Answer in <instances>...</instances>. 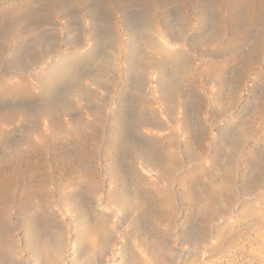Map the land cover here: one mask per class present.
<instances>
[{
    "label": "rangeland",
    "instance_id": "obj_1",
    "mask_svg": "<svg viewBox=\"0 0 264 264\" xmlns=\"http://www.w3.org/2000/svg\"><path fill=\"white\" fill-rule=\"evenodd\" d=\"M113 1L0 0V264H264V0Z\"/></svg>",
    "mask_w": 264,
    "mask_h": 264
},
{
    "label": "bare ground",
    "instance_id": "obj_2",
    "mask_svg": "<svg viewBox=\"0 0 264 264\" xmlns=\"http://www.w3.org/2000/svg\"><path fill=\"white\" fill-rule=\"evenodd\" d=\"M45 1H46V0H44V2H45ZM47 1H50V2H52V3H55V2H57L58 0H47ZM112 1H113V0H112ZM119 1H120V0H119ZM135 1H143V0H135ZM109 2H110V1H109ZM113 2H114V1H113ZM113 2H112V3H113ZM129 2H130V1H129ZM130 5H131V4H130ZM118 6H119V5H118ZM126 6H127V5H126ZM109 8H111V7H109ZM228 8H229V7H228ZM87 10H88V9H87ZM130 10H131V9H130ZM263 10H264V9H263ZM54 11H55V10H54ZM56 11H57V10H56ZM62 11H63V10H62ZM111 12H112V11H111ZM68 13H70V12H68ZM88 13H89V11H87L86 14L88 15ZM104 13H105V12H104ZM107 13H108V11H107ZM148 13H149V12H148ZM173 13H174V12H173ZM17 14L19 15L20 13H17ZM97 14H100V13L98 12ZM111 14H112V13H111ZM120 14H121V13H120ZM125 14H126V13H125ZM127 14H128V13H127ZM100 15H101V14H100ZM140 15H141V14H140ZM143 15L147 17V15H145V14H143ZM153 15H154V14H153ZM65 16H66V15H65ZM88 16H89V15H88ZM91 16H92V15H91ZM102 16H103V15H102ZM109 16H110V15H109ZM122 16H123V15H122ZM134 16H135V14H134ZM16 17H17V16H16ZM18 17H19V16H18ZM59 17H60V16H59ZM74 17H75V16H74ZM89 17H90V16H89ZM96 17H97V16H96ZM99 17H100V16H99ZM104 17H105V16H104ZM112 17H113V16H112ZM112 17H111V18H112ZM115 17H116V16H115ZM218 17H219V16H218ZM71 18H72V17H71ZM86 18H87V17H86ZM108 18H109V17H108ZM121 18H122V17H121ZM121 18H119V19H121ZM128 18H129V17H128ZM128 18H126V19H128ZM134 18H135V17H134ZM136 18H137V17H136ZM152 18H153V17H152ZM7 19H9V18H7ZM22 19H23V18H22ZM49 19H50V18H49ZM49 19H48V20H49ZM64 19H65V18H64ZM90 19H91V18H90ZM104 19H105V18H104ZM112 19H113V18H112ZM117 19H118V18H117ZM129 19H130V18H129ZM145 19H146V18H145ZM147 19H148V18H147ZM203 19H204V18H203ZM18 20H19V19H18ZM67 20H68V19H67ZM69 20H71V19H69ZM72 20H73V18H72ZM88 20H89V19H88ZM114 20H115V19H114ZM132 20H133V19H132ZM158 20H159V19H158ZM158 20H157V21H158ZM93 21H94V20H93ZM111 21H113V20H111ZM116 21H117V20H116ZM118 21H119V20H118ZM118 21H117V22H118ZM127 21H128V20H127ZM127 21H126V22H127ZM210 21H211V20H210ZM70 22H72V21H70ZM70 22H69V23H70ZM113 22H114V21H113ZM120 22H122V21H120ZM123 22H124V21H123ZM123 22H122V24H123ZM131 22H132V21H131ZM159 22H160V21H159ZM241 22H242V21H241ZM258 22H259V21H258ZM66 23H67V22H66ZM91 23H92V21H91ZM114 23H115V22H114ZM215 23H216V22H215ZM28 24H29V23H28ZM92 24H93V23H92ZM122 24H121V25H122ZM126 24H127V23H126ZM66 25H67V24H66ZM89 25H90V24H89ZM93 25H94V24H93ZM95 25H96V24H95ZM95 25L93 26V29H92V30H94V29L96 28L97 25H96V26H95ZM118 25H119V24H118ZM121 25H120V26H121ZM128 26H129V25H128ZM13 27H16V26H13ZM26 27H28V26L26 25ZM74 27H75V26H74ZM91 27H92V26H91ZM104 27H105V26H104ZM104 27H103V28H104ZM113 27H114V26H113ZM116 27H117V26H116ZM121 27H122V26H121ZM121 27H120V28H121ZM248 27H249V26H248ZM60 28H61V27H60ZM60 28H59V30H60ZM67 28H68V27H67ZM67 28H66V29H67ZM70 28H71V27H70ZM98 28H99V27H98ZM100 28H102V27L100 26ZM118 28H119V27H118ZM186 28H187V27H186ZM17 29H18V28H17ZM63 29H64V28H63ZM252 29H253V28H252ZM257 29H258V27H257ZM10 30H11V29H10ZM67 30H68V29H67ZM96 30H98V29H96ZM104 30H105V28H104ZM121 30H125V28H123V29H121ZM210 30H211V28H210ZM41 31H42V30H39L38 32H41ZM94 31H95V30H94ZM100 31H101V30H100ZM110 31H111V30H110ZM130 31L132 32V30H130ZM130 31H129V32H130ZM131 32H130V34H131ZM97 33H99V31L96 32V34H97ZM107 33H108V32H107ZM127 33H128V32H127ZM163 33H164V32H163ZM188 33H189V32H188ZM188 33H187V34H188ZM0 34H1V33H0ZM20 34H21V33H20ZM37 34H38V33H37ZM39 34H40V33H39ZM43 34H44V33H43ZM86 34H87V33H86ZM100 34H101V33H100ZM110 34H112V33H110ZM125 34H126V33H125ZM148 34H149V33H148ZM165 34H167V33H165ZM165 34H164V35H165ZM97 35H98V34H97ZM116 35H117V34H116ZM122 35H123V34H122ZM126 35H127V34H126ZM46 36H47V35H46ZM46 36H45V37H46ZM103 36H104V35H103ZM45 37H44V38H45ZM108 37H110V36H108ZM199 37H200V36H199ZM110 38H112V37H110ZM163 38H164V37H163ZM165 38H166V37H165ZM170 38H171V37H170ZM183 38H184V37H183ZM33 39H34V38H33ZM95 39H96V38H95ZM97 39H98V38H97ZM97 39H96V40H97ZM209 39H210V38H209ZM48 40H49V39H48ZM50 40H51V39H50ZM82 40H83V39H82ZM124 40H125V39H124ZM144 40H145V39H144ZM164 40H165V39H164ZM203 40H204V39H203ZM205 40H206V39H205ZM115 41L117 42L116 38H115L114 42H113V41H111V42H113V43L115 44ZM63 42H64V41H63ZM165 42H166L165 45H167V44H169V43L171 42V40H169V41H165ZM237 42H238V41H237ZM29 43H30V42H29ZM99 43H100V42H99ZM109 43H110V42H108V44H109ZM113 43H112V44H113ZM174 43H175V42L173 41V44H174ZM249 43H250V42H249ZM112 44L110 43V45H112ZM116 44H118V42H117ZM116 44H115V45H116ZM101 45H103V44H101ZM163 45H164V44H163ZM242 45H243V44H242ZM113 46H114V45H113ZM119 47H120V45H119ZM121 47H122V46H121ZM101 48H102V47H101ZM169 48H170V47H169ZM234 48H235V47H234ZM254 48H255V47H254ZM256 48H257V47H256ZM254 53H255V52H254ZM143 54H144V53H143ZM10 55H11V54H10ZM15 57H16V56H15ZM130 57H131V55H130ZM130 57H129V58H130ZM237 57H238V56H237ZM114 58H115V57H114ZM235 58H236V57H235ZM130 60H131V59H129V61H130ZM189 60H190V59H189ZM230 60H231V59H230ZM238 60H239V59H238ZM12 61H13V60H12ZM224 61H225V60H224ZM227 61H228V60H227ZM120 62H121V61H120ZM118 63H119V62H118ZM253 63H255V62H253ZM117 65H118V64H117ZM102 66H103V65H102ZM102 66H101V67H102ZM177 66H178V65H177ZM50 67H51V66H50ZM52 67H53V66H52ZM59 67H60V66H59ZM106 68H107V67H106ZM189 68H190V67H189ZM100 69H101V68H100ZM157 69H158V68H157ZM116 70H117V69H116ZM155 70H156V69H155ZM170 70H171V69H170ZM107 71H108V69H107ZM171 72H172V71H171ZM234 72H235V71H234ZM169 73H170V72H169ZM55 74H56V73H55ZM103 74H104V73H103ZM243 78H244V77H243ZM150 79H151V78H150ZM149 81H150V80H149ZM231 81H232V80H231ZM101 83H102V82H101ZM46 85H47V84H46ZM170 86H171V85H170ZM36 87H37V86H36ZM152 87H153V86H152ZM76 89H77V88H76ZM185 90H186V88H185ZM227 90H228V89H227ZM150 91H151V90H150ZM150 91H149V92H150ZM177 91H178V90H177ZM154 92H155V90L152 89V93H154ZM150 94H151V93H150ZM166 94H167V93H166ZM53 96H54V95H53ZM178 98H179V96H178ZM232 99H233V98H232ZM177 100H178V99H177ZM172 106H173V105H172ZM229 106H230V105H229ZM5 108H6V107H5ZM117 108H118V107H117ZM120 108H121V107H120ZM181 108H182V107H181ZM115 109H116V108H115ZM118 109H119V108H118ZM120 111H121V110H120ZM120 111H119V112H120ZM117 112H118V111H117ZM125 112H126V110H125ZM185 112H186V111H185ZM226 112H227V111H226ZM120 113H122V112H120ZM117 115H118V114H117ZM121 115H123V114H121ZM124 115H127V114H124ZM167 116H168V115H167ZM120 117L122 118V116H120ZM8 118H9V117H8ZM8 118H7V119H8ZM112 118H113V117H112ZM112 118H111V119H112ZM125 118H126V117H125ZM125 118H124V119H125ZM188 118H189V117H188ZM117 119H118V118H117ZM122 119H123V118H122ZM132 119H133V118H132ZM176 120H177V118H176ZM41 121H42V120H41ZM121 121H122V120H121ZM123 121H124V120H123ZM123 121H122V122H123ZM177 121H178V120H177ZM7 122H8V121H7ZM80 122H81V121H80ZM94 122H95V121H94ZM126 122H128V121H126ZM8 123H9V122H8ZM43 123H44V122H43ZM90 123H91V122L88 121V123L85 124V125H86V126H87L88 124L90 125ZM93 124H94V123H93ZM127 124H128V123H127ZM179 124H180V123H179ZM170 125H171V124H170ZM59 126H60V125H59ZM175 126H176V125H175ZM61 127H62V126H61ZM89 127H90V126H89ZM89 127H88L87 130H89ZM91 127H93V126L91 125ZM64 128H65V127H64ZM83 128H85V127H83ZM83 128H82V129H83ZM60 129H61V128H60ZM62 129H63V128H62ZM78 129H79V127H78ZM146 129H147V128H146ZM175 129H176V128H175ZM90 130H91V129H90ZM170 130H172V129H170ZM239 130H240V129H239ZM81 131H82V130H81ZM172 132H173V131H172ZM86 133H87V131H86ZM179 133H180V132H179ZM77 134H78V133H77ZM79 134H81V133H79ZM88 134H89V133H88ZM79 137H80V136H79ZM81 138H82V137H81ZM173 138H174V137H173ZM81 140H82V139H81ZM169 140H170V139H169ZM179 140H180V139H179ZM132 142H133V141H132ZM81 143H82V141H81ZM113 143H114V142H113ZM120 143H121V142H120ZM182 143H183V142H182ZM192 143H193V142H192ZM200 144H201V143H200ZM117 145H118V144H117ZM136 146H137V145H136ZM115 147H116V146H115ZM199 147H200V146H199ZM228 147H229V145H228ZM116 148H117V147H116ZM135 148L138 149V147H135ZM10 149H12V148H10ZM20 149H21V148H20ZM81 149H82V147H81ZM120 149H121V148H120ZM174 149H175V148H174ZM17 150H19V149L17 148ZM117 150H118V149H117ZM1 151H2V150H1ZM20 151H22V150H20ZM113 151H114V149H113ZM142 151H143V149H142ZM119 152H120V151H119ZM122 152H123V151H122V149H121V153H122ZM143 152H144V151H143ZM183 152H184V151H183ZM7 153H8V152H7ZM10 153H12V155H13V153H14L13 150H12V152H11V150H10ZM15 153H16V152H15ZM17 153H18V152H17ZM17 153H16V154H17ZM19 153H20V152H19ZM77 153L80 154L79 151H78ZM81 153H82V151H81ZM109 153H111V152H109ZM109 153H108V154H109ZM121 153H120V154H121ZM138 153H139V152H138ZM144 153H145V156H144V154L142 153V154H143V157H144V158L146 157V159L149 160V162H146L147 165H145V167L150 166V169H146V170H147L146 172L151 171V170H157V171H159L160 174H163L164 176H166V175H168V173H169L170 171H172V170H169L171 166H170L169 164L167 165V163L169 162V160L166 161V159H168V158H167L168 156H166V157H162V155H161V156L159 155L160 157H158V155H157V156L155 155V156H156V157H155L152 153H150V150H148V152H144ZM192 153H193V152H192ZM16 154H15V155H16ZM22 154H23V153H21V155H22ZM70 154H71V153H70ZM82 154H83V153H82ZM115 154L117 155L116 152H115ZM180 154H181V153H180ZM180 154H178L177 158H178L179 156H182V155H180ZM4 155H5V154H4ZM121 155H123V154H121ZM140 155H141V154H140ZM174 155H176V154H174ZM9 156H11V154H8V157H9ZM71 156H72V155H71ZM119 156H120V155H119ZM141 156H142V155H141ZM171 156H173V155H171ZM19 157H20V156H19ZM72 157H73V156H72ZM111 157H113V156L111 155ZM111 157H110V158H111ZM114 157H116V156L114 155ZM174 157H175V156H174ZM182 157H184V154H183ZM11 158H12V157H11ZM14 158H15V157H14ZM116 158H118V156H117ZM179 158H180V157H179ZM179 158H178V159H179ZM16 159H17V158H16ZM170 159L173 160L174 158H170ZM114 160L116 161V163H115V164H114V163H112V164L110 163V164H111V165L114 164V167H115V165H116L118 162H117L116 159H114ZM174 161H175V160H174ZM176 161H177V160H176ZM109 162H110V160H109ZM178 162H180V161H178ZM184 162H185V161H184ZM105 163H106V162H105ZM119 163L121 164V159H120V162H119ZM170 163H171V162H170ZM180 163H181V162H180ZM180 163H179V164H180ZM108 164H109V163L107 162V165H108ZM110 164H109V165H110ZM105 165H106V164H105ZM105 165H104V166H105ZM109 165H108V166H109ZM111 165H110V167L112 168ZM172 165H174V164H172ZM190 165H191V164H190ZM99 166H100V165H99ZM108 166H107V167H108ZM120 166H122V165H120ZM174 166H175V165H174ZM110 167H108V168H110ZM122 167H123V166H122ZM175 167H176V166H175ZM179 167H180V166H179ZM102 168H103V167H102ZM115 168H116V167H115ZM171 168H172V167H171ZM222 168H223V167H222ZM16 169H17V168H16ZM36 169H37V168H36ZM119 169H120V167H119ZM173 169H174V168H173ZM175 169H176V168H175ZM177 169H178V168H177ZM223 169H224V168H223ZM237 169H238V168H237ZM18 170H19V169H18ZM105 170H106V166H105ZM115 170H116V169H115ZM117 170H118V169H117ZM117 170H116V171H117ZM16 171H17V170H16ZM94 171H95V170H93V172H94ZM106 171H107V170H106ZM121 171H123V170H121ZM121 171H120V172H121ZM14 172H15V171H14ZM112 172H113V171H112ZM114 172H115V171H114ZM120 172H119V170H118V173H120ZM230 172H231V171H230ZM230 172H229V173H230ZM16 173H17V172H16ZM16 173H15V174H16ZM107 173H108V172H107ZM141 173H142V172H141ZM179 173H180V172H179ZM238 173H239V172H238ZM21 174H22V172H21ZM113 174H114V173H113ZM150 174H151V173H150ZM173 174H174V173H173ZM175 174H176V173H175ZM177 174H178V173H177ZM18 175H19V174H18ZM105 175H106V174H105ZM108 175H109V174H108ZM114 175H116V173H115ZM118 175H120V174H118ZM118 175H117V176H118ZM158 175H159V174H158ZM120 176H122V175H120ZM10 177H11V176H10ZM12 177H13V176H12ZM14 177H15V176H14ZM16 177H17V174H16ZM31 177H32V176H31ZM81 177H83V176H81ZM112 177H114V176H112ZM118 177H119V176H118ZM171 177H172V176H171ZM5 178H6V177H5ZM83 178H84V177H83ZM114 178H116V177H114ZM7 179H8V178H7ZM12 179H13V178H12ZM17 179H18V178H17ZM107 179H108V178H107ZM167 179H168V178H167ZM215 179H216V178H215ZM5 180H6V179H5ZM5 180H4V181H5ZM10 180H11V179H10ZM19 180H20V179H19ZM0 181H1V180H0ZM7 181H8V180H6V181L3 182V183H5L6 185H8V184H7ZM113 181H114V180H112V183H113ZM230 181H231V179H230ZM12 182H13V181H12ZM115 182H116V180H115ZM115 182H114V183H115ZM119 182H120V180H119ZM13 183L16 184L17 182L15 183V180H14ZM117 183H118V180H117ZM146 183H147V182H146ZM252 183H253V182H252ZM106 184H107V183H106ZM120 184H122V182H121ZM124 184H125V183H124ZM124 184H122V185H124ZM128 184H129V183H128ZM6 185H5V186H6ZM114 185L116 186V184H114ZM122 185H121V186H122ZM125 185H126V184H125ZM117 186L119 187V184H118ZM6 187H8V186H6ZM31 187H32V186H31ZM0 188H1V187H0ZM9 188H10V187H8V189H9ZM11 188H13V187H11ZM39 188H40V187H39ZM110 188H111V187H110ZM214 188H216V187H214ZM40 189H41V188H40ZM40 189H37V190L40 191ZM116 189H117V188H116ZM119 189H120V191L117 192V194L114 193L115 196H116V197H114V198L117 200L116 203L118 202L120 206H125V208H126L127 205H130V207H131V203H132V202H131V197L128 196V195H126V194L124 193V191H126V190H125L126 188H124V190H122V189H123V186H122V189H121V188H119ZM1 190H2V189H1ZM3 190H4V189H3ZM5 190H6V189H5ZM43 190H44V188H43ZM84 190H85V189H84ZM109 190H110V189H109ZM109 190H108V193H110ZM219 190H220V189H219ZM251 190H252V189H251ZM6 191H7V190H6ZM7 192H8V191H7ZM31 192H32V191H31ZM130 194H131V193H130ZM159 194H160V193H159ZM8 195H9V194H8ZM113 196H114V195H113ZM113 196H112V198H113ZM135 196H136V195H135ZM160 196H161V195H160ZM2 198H3V197H2ZM114 198H113V200H114ZM74 199H75V198H74ZM109 199H111V198H109ZM111 200H112V199H111ZM72 201H73V200H72ZM74 201H75V200H74ZM105 201H106V200H105ZM136 201H137V200H136ZM110 202H112V201H110ZM107 203H108V202H107ZM116 203H115V204H116ZM133 203H134V202H133ZM72 204H74V203H72ZM101 204H102V203H101ZM113 204H114V203H113ZM139 204H140V203H139ZM134 205H135V204H134ZM73 206H75V204H74ZM103 206H104L105 209H106V208H107V209H110V211H111L113 214H116V213H117V210L111 208V207L109 206V204H104V203H103ZM76 207H77V203H76ZM76 207H75V208H76ZM138 207H139V206H138ZM144 207H145V206H144ZM78 208H79V207H78ZM119 208L121 209V208H123V207H119ZM127 209H128V207H127ZM127 209H125V210H127ZM130 209H131V208H130ZM140 209H141V208H140ZM121 210H124V209H121ZM118 212H119V211H118ZM131 212H132V211H131ZM135 212H136V211H135ZM219 212H220V211H219ZM105 213H106V212H105ZM126 213H127V212H126ZM133 213H134V212H133ZM107 214H108V213H107ZM63 215H64V214H63ZM144 215H145V214H144ZM102 216H103V214H102ZM83 217H84V216H83ZM107 217H109V216L107 215ZM154 218H155V217H154ZM104 219H105V218H104ZM104 219H103V220H104ZM107 219L109 220V218H107ZM76 220H77V219H76ZM77 221H78V220H77ZM79 221H80V220H79ZM94 221H95V220H94ZM98 221H99V220H98ZM209 221H210V220H209ZM29 222H30V221H29ZM80 222H83V220L80 221ZM139 222H140V221H139ZM97 223H98V222H97ZM110 223H111V222H110ZM112 223H113V222H112ZM25 224H26V223H25ZM27 224H28V223H27ZM83 224H84V223H83ZM95 224H96V222H95ZM101 224H102V223H101ZM98 225L100 226V223H98ZM98 225H97V226H98ZM104 225H105V223H104ZM108 225H109V224H108ZM33 226H34V225H33ZM27 228H28V227H27ZM94 228H96V226H95ZM101 228H102V226H101ZM101 228L99 227L98 229L101 230ZM28 229H29V230H32V228H28ZM96 229H97V228H96ZM98 229H97V231H98ZM102 229H103V228H102ZM106 229H107V228H106ZM106 229H104V231H105ZM108 230L110 231L109 233H111V235H113L112 232L115 230V227H114L113 225H111V226L109 227ZM120 230H121V229H120ZM190 230H191V229H190ZM27 231H28V230H27ZM33 231H34V230H33ZM93 231H94V230H93ZM97 231H96V233H97ZM101 231H102V230H101ZM104 231H103L101 234L99 233L100 235L98 234V236H99V239H98V240H99V243L96 244V245H97V249H98V250H97V253H101V252H102V249H104L105 244H106L107 242L109 243V239H111L110 237H112L107 231H105V233H104ZM138 231H139V230H138ZM30 232H31V231H30ZM34 232H35V231H34ZM38 232H39V231H38ZM40 232H41V231H40ZM79 232H80V231H79ZM81 232H82V231H81ZM106 232H107V233H106ZM143 232H144V231H143ZM45 233H46V232H45ZM55 233H56V232H55ZM82 233H83V232H82ZM82 233L79 234V235H82ZM197 233H198V232H197ZM47 234H48V233H47ZM50 234H51V233H50ZM50 234H49V235H50ZM90 234H92V233H90ZM29 235H30V234H29ZM29 235L27 234V236H29ZM35 235H36V233H35ZM51 235H55V234L52 232ZM51 235H50V236H51ZM57 235H58V234H57ZM77 235H78V234H77ZM93 235H94V234H93ZM27 236H26V239H27ZM42 236H43V235H42ZM55 236H56V235H55ZM136 236H137V235H136ZM211 236H212V235H211ZM33 237H34V236H33ZM78 237H79V236H78ZM91 237H92V236H91ZM113 237H114V239H115V237H117V240L115 239V245H113V248H114V249H113V250L110 249V251H112V252H111V256H110V258L107 259V257H106V261H105L106 263H104V261H103V262L101 261L102 264H103V263H104V264H118V262H120V260L117 258V256H118V254H119V251H121L124 247L121 249L119 246H117L118 243H121V241H119V237H118V236H113ZM113 237H112V240H113ZM28 238H30V237H28ZM54 238L57 239L58 237H54ZM138 238H139V237H138ZM144 238H145V237H144ZM36 239H37V238H35L34 240H36ZM39 239H40V238H39ZM41 239H42V241H44V242L41 241L42 246H43V243H45V244H46V243H47V244H50L51 241H53V238H51V237H49V236H46V237L44 236L43 238L41 237ZM41 239H40V240H41ZM56 239H55V240H56ZM61 239H62V238H61ZM30 240H33V238L30 239ZM57 240L59 241L60 239L58 238ZM28 241H29V240H28ZM58 241H56V242L54 241V242L56 243V244L54 243V245H58V244H57ZM29 242H30V241H29ZM38 242H39V240H38ZM38 242H37V243H38ZM152 242H153V241H152ZM152 242H151V243H152ZM30 243H32V242H30ZM34 243H36V242H34ZM34 243H33V244H34ZM39 243H40V242H39ZM58 243H59V242H58ZM217 243H218V242H217ZM52 244H53V242H52ZM52 244H50V245H52ZM59 244H60V243H59ZM29 245H30V244H29ZM38 245H39V244H38ZM74 245H75V244H74ZM109 245H110V244H109ZM34 246H35V245H34ZM111 246H112V245H111ZM122 246H123V245H122ZM122 246H121V247H122ZM38 247H39V246H38ZM52 247H53V246H51V248H52ZM55 247H57V246H54V248H55ZM86 247H87V246H86ZM92 247H93V245H92ZM105 247H108V246H105ZM193 247H194V246H193ZM220 247H221V246H220ZM57 248H59V247H57ZM79 248H80V246H79ZM111 248H112V247H111ZM45 249H46V248H45ZM81 249H82V248H81ZM83 249H84V248H83ZM83 249H82V250L79 249L80 251H79V253H78V252H77V249H76V246H75V248H74L73 246L70 247L71 252H69V256L71 257V260H72V261H73V260H76V259L79 260L80 258H81V259L84 258L83 256H87L88 254H90V253H88V250H89V249H87V250H85V251H84ZM85 249H86V248H85ZM51 250H53V249H51ZM55 250H56V249H55ZM55 250H54V251H51V253H52V252H53V253L56 252ZM91 251H92V250H91ZM48 252H49V250H47V253H48ZM67 252H68V251H67ZM74 252H77V255H75ZM155 252H156V251H155ZM51 253H50V254H51ZM120 253H121V252H120ZM102 254L104 255V253H102ZM90 255H91V254H90ZM90 255H88V256H90ZM103 255H102V256H103ZM122 255H123V252H122ZM125 255H126V254H125ZM90 257L92 258V255H91ZM94 257H96V256H94ZM86 258H87V257H86ZM69 259H70V258H69ZM103 259H104V258H103ZM83 260H84V259H83ZM85 260H87V259H85ZM90 260H93V259H89V261H90ZM98 260L100 261V258H99ZM98 260H97V261H98ZM101 260H102V258H101ZM72 261H71V262H72ZM81 261H82V260H81ZM122 261H123V260H122ZM86 262H87V261H86ZM86 262H85V264H86ZM170 262H171V261H170ZM74 263H76V262H74ZM78 263H79V262H78ZM82 263H83V261H82ZM89 263H90V262H89ZM121 263H122V262H121ZM97 264H98V263H97Z\"/></svg>",
    "mask_w": 264,
    "mask_h": 264
}]
</instances>
